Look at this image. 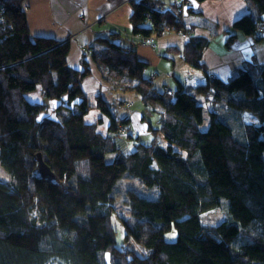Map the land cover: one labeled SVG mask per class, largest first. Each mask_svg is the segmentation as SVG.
<instances>
[{
	"label": "trees",
	"instance_id": "1",
	"mask_svg": "<svg viewBox=\"0 0 264 264\" xmlns=\"http://www.w3.org/2000/svg\"><path fill=\"white\" fill-rule=\"evenodd\" d=\"M246 1L251 12L232 28L256 35L264 31V0ZM131 6L133 35L155 47L163 32L185 34V61L206 73L194 94L180 83L158 89L132 45L114 35L94 41L89 57L109 88L135 92L150 112L162 107L145 142L100 95L95 107L106 133L103 117L86 122L85 54L82 69L69 66V41L31 37L22 0H0V166L8 176L0 180V264H264V63L247 61L221 80L201 61L208 40L185 24L184 11L195 12L186 0ZM37 87L58 103L53 112L26 98ZM198 95L212 96L207 120ZM221 102L236 126L215 107ZM119 135L133 140L128 152ZM38 154L54 178L40 175ZM124 174L158 189L155 198L128 189L126 216L112 194ZM223 210L221 221H203Z\"/></svg>",
	"mask_w": 264,
	"mask_h": 264
},
{
	"label": "crops",
	"instance_id": "2",
	"mask_svg": "<svg viewBox=\"0 0 264 264\" xmlns=\"http://www.w3.org/2000/svg\"><path fill=\"white\" fill-rule=\"evenodd\" d=\"M154 1L169 4L172 0ZM186 2L195 9L190 14L184 11V22L189 31L193 36L208 40L201 53L207 73L226 81L236 68L247 61L264 63V39L232 28L236 19L251 12L246 0ZM22 4L31 37L69 41L67 64L73 68L82 69L81 59L85 54L90 71L81 80V87L87 101H94L90 103L91 108H95L98 95L107 103L114 104L117 115L130 120L131 131L140 140L148 139L151 127L158 128L163 109L156 105L150 112L135 92L109 88L89 57V47L97 38H111L114 35L117 42L132 45L138 58L147 63L145 76L152 78L158 89L168 86L175 90L180 83L194 94L193 88L206 81L205 71L193 67L184 59L188 37H183L182 33L176 30L163 32L156 37L155 47L132 34L131 0H22ZM26 98L32 103L47 104L49 113L58 104L55 100L47 101L40 87L35 92L27 93ZM128 102L132 103V107H126ZM103 126L99 130L106 133L107 121Z\"/></svg>",
	"mask_w": 264,
	"mask_h": 264
},
{
	"label": "rangeland",
	"instance_id": "3",
	"mask_svg": "<svg viewBox=\"0 0 264 264\" xmlns=\"http://www.w3.org/2000/svg\"><path fill=\"white\" fill-rule=\"evenodd\" d=\"M166 88H170V87L166 86ZM193 90H195V88H193ZM198 99L201 101V103L204 104L203 115H204V119L207 120L208 119L207 109L212 106V102H213L212 101V96L211 95H201V96L198 97ZM90 103L93 104L94 101H90L89 105H91ZM209 104H210V106L208 107ZM126 107H132V103L128 102ZM215 107L218 109V111L220 113L221 112H223V113L227 112V114H225L227 117H228L229 113L231 112V111H229V109H228V107H227L225 102H221V104L215 105ZM100 117H103L101 112H100V110L98 108H96V107L95 108H91V106H90L87 114H85V116H84V120L86 122H88V121L97 122ZM103 118L105 119V121L102 122L99 125V128H101V129L104 127L103 125L107 121L106 117H103ZM234 118L233 117H230V118L228 117V120L233 122V124L236 126L237 122L234 120ZM135 137H137V135H135ZM151 138H153L152 135L150 136V139ZM144 140H143V142L146 141V140L145 141ZM115 141H116L117 145L119 146V148H121V150L124 151V152H128L130 150L129 149V145H131V144H132V146L134 145L133 140L127 139L125 135L115 136ZM159 143H160V141H159ZM0 180H5V181L8 180V176H7L6 172L2 169L1 166H0ZM128 189H134L140 195L145 196L147 198H155L157 196V194H158V189L156 187H150V188L145 187L144 185H142L140 183V181L138 179H136L134 177H131L128 174H124L115 183V185L113 186V190H112V194L116 197V200H115V211L117 213L121 214V215H124V216L128 215L127 214V207H126V204L124 202L125 194H126V191ZM116 212H114V214H113L112 221H113L114 227L116 229L117 245H120L123 242V229H122V226L120 225L119 220L116 218ZM224 214H225L224 210L223 211H218V212H212V213L207 214L206 216H204L203 217V221L206 222V223H213V222L217 223V222L221 221V219L223 218ZM166 237L168 239H170V240L175 239V237H176L175 231L173 230L172 232L168 233L166 235Z\"/></svg>",
	"mask_w": 264,
	"mask_h": 264
},
{
	"label": "water",
	"instance_id": "4",
	"mask_svg": "<svg viewBox=\"0 0 264 264\" xmlns=\"http://www.w3.org/2000/svg\"><path fill=\"white\" fill-rule=\"evenodd\" d=\"M38 171L42 177H47V178H54L55 175L53 172L50 170V168L45 164V162L42 160L41 155L38 154Z\"/></svg>",
	"mask_w": 264,
	"mask_h": 264
},
{
	"label": "built area",
	"instance_id": "5",
	"mask_svg": "<svg viewBox=\"0 0 264 264\" xmlns=\"http://www.w3.org/2000/svg\"><path fill=\"white\" fill-rule=\"evenodd\" d=\"M262 35H264V31H263V29L261 27H258L256 36L257 37H261ZM183 36H185V34H183ZM153 41H154L153 38H148L147 39V42L148 43H152ZM166 90L169 91V92H172V89L171 88H166Z\"/></svg>",
	"mask_w": 264,
	"mask_h": 264
}]
</instances>
